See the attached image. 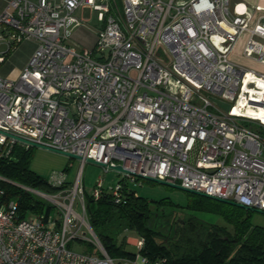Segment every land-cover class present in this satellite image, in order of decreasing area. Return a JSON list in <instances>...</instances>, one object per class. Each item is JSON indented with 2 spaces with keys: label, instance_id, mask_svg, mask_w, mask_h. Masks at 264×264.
Returning <instances> with one entry per match:
<instances>
[{
  "label": "built area",
  "instance_id": "built-area-1",
  "mask_svg": "<svg viewBox=\"0 0 264 264\" xmlns=\"http://www.w3.org/2000/svg\"><path fill=\"white\" fill-rule=\"evenodd\" d=\"M85 8L100 26L81 51L65 29ZM0 29L8 51L38 42L16 79L0 74V156L37 144L81 160L73 183L51 174L54 191L14 182L54 212L22 215L0 188V264H165L140 253L143 238L134 257L108 254L87 211L89 159L119 176L107 186L99 175L95 199L124 202L128 181L152 177L264 211L263 139L249 126L264 120L247 111L264 107V13L234 16L231 0H8ZM242 39L262 69L231 59Z\"/></svg>",
  "mask_w": 264,
  "mask_h": 264
},
{
  "label": "trees",
  "instance_id": "trees-1",
  "mask_svg": "<svg viewBox=\"0 0 264 264\" xmlns=\"http://www.w3.org/2000/svg\"><path fill=\"white\" fill-rule=\"evenodd\" d=\"M32 148L17 145L7 157L0 156L2 198L17 200L22 215L30 211L50 213L53 209L49 203L14 184L55 190L31 169ZM124 194L125 201L121 203H116L108 193L98 199L87 196L86 200L90 223L111 257L136 255L119 240L122 232L132 229L144 239L140 253L151 260H165V264H264V226L252 222L254 211L190 193L188 208L217 214L231 225L233 232L224 236L216 226L201 222L197 216L192 215L188 220L172 219L171 212L160 209L169 203L166 198L158 203L157 211H152L136 192ZM157 219H160L158 223L166 222V226L155 228ZM169 230L173 231L172 236Z\"/></svg>",
  "mask_w": 264,
  "mask_h": 264
},
{
  "label": "rangeland",
  "instance_id": "rangeland-1",
  "mask_svg": "<svg viewBox=\"0 0 264 264\" xmlns=\"http://www.w3.org/2000/svg\"><path fill=\"white\" fill-rule=\"evenodd\" d=\"M117 4L122 10V0H117ZM76 16L82 20V24H79L75 27H72V25L67 26L65 29L67 39L65 42L67 44L76 46V48L81 51L84 49L90 50L94 47L97 37L96 33L100 26L97 11L92 12L90 8H85L83 10L80 9L76 12ZM7 35L8 32H4L2 29H0V37L7 39ZM6 41L7 40L0 41V54L6 53L7 58L11 59L15 54V49L17 48L13 49L12 51H8ZM242 46V42L238 43L236 49L230 55L231 59L237 64L245 65L250 68H260L256 63H252L249 59L243 57L241 54ZM213 99L217 104H219V106L227 107L229 105L228 101L222 100L219 97L213 96ZM249 126L261 133L264 145V127L257 122L249 123ZM30 166L32 170L37 172L46 180H48L51 174L54 172L65 171L68 182L73 183L80 169L81 160L79 158L70 157L53 149L41 146H33ZM82 172L83 185L89 196H91L95 181L99 175L105 177L107 186L117 182L119 179V176L115 171L105 173L101 165L95 164L93 162H87L82 169ZM128 182L129 187L134 190L138 196L144 198L148 202V207L152 211H157L156 209L159 205L158 203H160L162 199L166 198L169 203L165 204L164 207L162 205L160 209H164L168 213L171 212L173 214L172 219H174V217H178L182 220H188L193 215L197 216V219L205 224L216 226L218 228V232L222 233L224 236H228L233 232L231 225H229L221 216L214 213L197 211L188 208L189 194L191 192L145 178H140L136 182L131 180ZM42 189L47 190L46 188ZM79 210H81V208H79ZM51 212H54V210ZM28 214L35 215L37 213L35 211H30ZM159 221L160 219H157V224L155 222V228L166 226V222L165 224H161L158 223ZM252 222L254 224L264 226V213L254 212ZM168 234H171L172 236L173 231L169 230ZM139 238L140 235L137 233V231L132 229L122 232L119 236V240L125 243L126 249L136 255L139 254V247L136 244V240ZM72 246L77 250H94L91 246L83 247L82 245L75 243H72Z\"/></svg>",
  "mask_w": 264,
  "mask_h": 264
},
{
  "label": "crops",
  "instance_id": "crops-1",
  "mask_svg": "<svg viewBox=\"0 0 264 264\" xmlns=\"http://www.w3.org/2000/svg\"><path fill=\"white\" fill-rule=\"evenodd\" d=\"M7 2L8 0H0V11L6 6ZM257 6H261L264 9V0H231V12L234 16L252 15L253 17H256L258 14L264 13V10L257 11ZM0 41H4V39H0ZM240 42L243 44L244 39ZM37 45L38 42L31 39L23 40L19 43L18 47H16L17 49L14 51L15 54L13 57L11 56L12 58L8 59L6 56L4 61L0 62V74L11 79H16L26 67L28 60L37 48ZM250 61L252 63L254 62L252 60ZM259 67L260 68L258 69H262L261 65H259Z\"/></svg>",
  "mask_w": 264,
  "mask_h": 264
},
{
  "label": "water",
  "instance_id": "water-1",
  "mask_svg": "<svg viewBox=\"0 0 264 264\" xmlns=\"http://www.w3.org/2000/svg\"><path fill=\"white\" fill-rule=\"evenodd\" d=\"M34 145L35 146H40V145H37V144H34ZM41 147H43V146H41ZM45 148H47V147H45ZM55 151H58V150H55ZM58 152L64 153V154H66V155H68L70 157H74V158H79L80 159V156H78L76 154H73V153L62 152V151H58ZM89 162H93L95 164L103 165L102 163H99V162H97L95 160H92V159H89ZM114 168L117 169V170L126 171L121 165H117ZM145 178L149 179V180H153V181L159 182V183H163V184H166V185H170V186H173V187H176V188H180L182 190H185V191H188V192H191V193L199 194V195L206 196V197H209V198H213V199H216V200H219V201H223V202L232 203V204H234V205H236L238 207H241V208H244V209H248V210H251V211H254V212L264 213V211L261 210V209H255V208H252V207H249V206H245L244 204L236 202V201H233V200L222 199V198L210 196V195H207V194H205V193H203L201 191L183 187V186H181V185H179L177 183H171V182H168V181H165V180L152 178V177H145Z\"/></svg>",
  "mask_w": 264,
  "mask_h": 264
},
{
  "label": "bare ground",
  "instance_id": "bare-ground-1",
  "mask_svg": "<svg viewBox=\"0 0 264 264\" xmlns=\"http://www.w3.org/2000/svg\"><path fill=\"white\" fill-rule=\"evenodd\" d=\"M248 113L254 117L262 118L264 120V107L258 106V107H252L250 106L247 109Z\"/></svg>",
  "mask_w": 264,
  "mask_h": 264
}]
</instances>
